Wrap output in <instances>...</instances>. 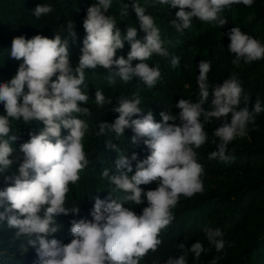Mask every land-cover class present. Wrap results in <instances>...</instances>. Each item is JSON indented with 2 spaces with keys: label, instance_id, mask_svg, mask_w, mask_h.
Segmentation results:
<instances>
[{
  "label": "clouds",
  "instance_id": "1",
  "mask_svg": "<svg viewBox=\"0 0 264 264\" xmlns=\"http://www.w3.org/2000/svg\"><path fill=\"white\" fill-rule=\"evenodd\" d=\"M152 3L178 6L176 18L170 22L183 31L194 18L222 27L227 19L221 12L234 4L251 6L254 0H152ZM111 6L112 0H95L87 8L83 19L86 36L75 67L70 59L69 39L62 38L58 32L52 37L36 34L12 39L11 57L23 59L10 80H0V104L4 108L0 112V173L10 169L15 161L19 163L11 175L4 177L11 182L0 188V225L15 230L21 242V254L30 246L35 249L34 264H140L149 250L155 251L161 244L159 234L172 222V209L180 196L192 197L203 191L204 168L196 149L208 141L204 124L213 118L221 120L214 129L216 148L208 155L209 159L228 161L234 158L229 154V143L237 136L246 135L249 123L255 119L253 113L264 110L257 100L250 111V97L235 74L211 85L208 79L211 65L206 60L198 65L199 99L180 98L175 104L179 111L175 114L161 111L159 121L151 110L133 118L142 112L140 98L120 97L114 108L119 115L111 124L101 122L100 132L110 128L119 137L126 128H131L132 141L144 138L149 154L137 159L135 152L129 157L123 151L115 161V172L110 174V169L104 168L102 175L113 191L119 190L123 195L114 196L109 191L107 199L97 196L90 219L71 221L70 242L58 240L52 235L61 227L55 217L80 211L79 205L66 206L67 194L69 185L76 184L80 171L89 164L83 142L89 124L82 116L90 114V109L84 106L89 99L84 90L88 88L84 70L99 66L109 70L110 82L117 77L128 81L135 76L152 87L161 72L147 61L153 54L169 55L154 17L139 0H132L131 7L144 33L142 37L138 36L136 26H128L122 33L115 16L108 14ZM51 11V5L42 3L34 8L33 14L41 17ZM126 14L127 8L121 12L122 16ZM66 29L71 39H75L74 25L68 23ZM228 36V50L234 53V64L264 59V42L242 32L238 26L232 27ZM125 41L130 44V50L126 56L117 55ZM134 60L138 62L133 64ZM172 63H178V59L173 58ZM210 88L211 108H205ZM95 101L98 105L106 102L102 90L96 89ZM242 101L244 106L238 107ZM13 119L23 120L25 124L43 122V127L30 133L18 151L12 143L17 139L11 130ZM62 129L67 130L66 135H61ZM19 153L23 154L22 159ZM132 160L136 161L134 171ZM153 181L157 182L154 189L145 191L141 187ZM145 201L147 204L139 214L133 207L125 206L128 202ZM204 231L217 251L224 248V233L219 227L205 226ZM185 247L184 243L179 244L180 249ZM188 251L199 258L205 248L196 240ZM186 254L168 256L164 264H187ZM0 264L6 261L0 259Z\"/></svg>",
  "mask_w": 264,
  "mask_h": 264
},
{
  "label": "trees",
  "instance_id": "2",
  "mask_svg": "<svg viewBox=\"0 0 264 264\" xmlns=\"http://www.w3.org/2000/svg\"><path fill=\"white\" fill-rule=\"evenodd\" d=\"M94 2L95 0H0V80H10L22 62L23 58L18 60L10 55L12 39L19 35L26 38L36 34L52 37L55 32L60 33L62 38L69 39L70 59L75 67L86 36L83 19L87 8ZM139 2L154 17L169 55L153 54L147 61L150 66H158L161 72L160 79L152 87L135 76L128 81L117 77L114 82H110L109 70L103 67L84 70L85 83L88 85L84 90L89 94L84 106L90 109V114L82 116L89 124L83 142L89 164L80 171L76 184L69 185L70 191L67 194L66 206L71 208L73 204L79 205L80 211L60 213L55 217L56 223L61 227L52 235L64 243L72 239L69 228L73 219L91 218L90 212L97 196L107 199L109 191L114 196L123 195L119 190L113 191V186L102 175L103 169L109 168L110 174L115 172V161L123 151L129 157L135 152L137 159H143L149 154L143 143L144 138L132 141L134 133L131 128H126L119 137L110 128L100 132L101 122L111 124L119 115L114 108L120 97L140 98L142 112L134 114L133 118L151 110L154 118L159 121L162 119L161 111L173 114L179 111L175 104L180 98L192 101L199 99L198 65L201 60H206L211 65L208 73L211 85L220 84L228 76L235 74L244 93L250 97V111L257 100L264 109V59L250 63L241 60L239 64H234V53L228 50V32L234 26L264 42V0H254L251 6L234 4L226 8L220 13L227 19L226 25L222 27L194 18L191 26L183 31H178L170 22L176 18L178 6L153 4L152 0ZM42 3L51 5L52 11L36 17L33 14L34 8ZM131 5L132 0H112L108 14L115 16L122 33L128 26H136L138 36L142 37L144 33L139 29ZM125 8L127 14L122 16L121 12ZM68 23L74 25L75 39H71L67 32ZM129 50L130 44L125 41L123 48L117 50V55L126 56ZM173 58H177L178 63L173 64ZM137 62L134 60L133 64ZM96 89L102 90L106 97L103 105H98L95 101ZM109 98L111 101L108 103ZM211 99L210 88L205 108H211ZM243 106L242 101L238 107ZM3 111V105L0 104V112ZM253 115L255 119L249 123L246 135L237 136L229 143L228 151L234 158L228 161L209 159L208 155L216 148V143L213 142L217 140L214 129L221 120L213 118L204 124L208 141L196 149L198 160L204 168L203 191L192 197L180 196L172 209V222L159 234L161 244L155 251L149 250L140 264H164L168 256L178 257L184 253H187V264H264V110ZM11 125V130L17 137L12 143L18 151L19 145L30 138V133H36L43 127V122L32 121L25 124L23 120L13 119ZM66 133L67 130L62 129L61 135ZM19 155L22 159L23 154ZM18 163L19 160L15 161L10 169L0 173V188L11 182L4 177L11 175ZM131 163L134 171L136 161L132 160ZM141 187L145 191L154 189L157 182L142 184ZM146 204L147 201L141 204L128 202L125 206L133 207L139 214ZM205 226L219 227L223 231L225 246L222 250L217 251L209 243ZM196 240L201 241L205 248L199 258L188 251V247ZM180 243L185 244V249L179 248ZM20 248L21 242L15 230L7 225H0V252L4 254L0 259H4L6 264H34L37 259L35 249L30 246L21 254Z\"/></svg>",
  "mask_w": 264,
  "mask_h": 264
}]
</instances>
